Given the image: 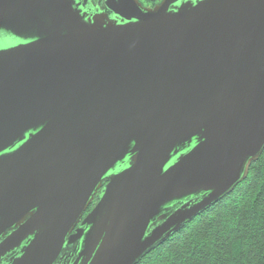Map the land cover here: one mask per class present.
<instances>
[{"label": "water", "instance_id": "95a60500", "mask_svg": "<svg viewBox=\"0 0 264 264\" xmlns=\"http://www.w3.org/2000/svg\"><path fill=\"white\" fill-rule=\"evenodd\" d=\"M105 7L0 0V264H137L264 150V0Z\"/></svg>", "mask_w": 264, "mask_h": 264}, {"label": "trees", "instance_id": "16d2710c", "mask_svg": "<svg viewBox=\"0 0 264 264\" xmlns=\"http://www.w3.org/2000/svg\"><path fill=\"white\" fill-rule=\"evenodd\" d=\"M137 264H264V150L231 193Z\"/></svg>", "mask_w": 264, "mask_h": 264}, {"label": "flooded vegetation", "instance_id": "af4514ba", "mask_svg": "<svg viewBox=\"0 0 264 264\" xmlns=\"http://www.w3.org/2000/svg\"><path fill=\"white\" fill-rule=\"evenodd\" d=\"M89 7L91 8L90 12L92 11H102L107 12L111 17L113 16L105 7V0H87ZM164 0H135L137 4L141 6L143 9H153L155 6L160 5ZM106 182H103L105 185ZM99 200V190L95 194L92 203L88 206L87 210L84 212L83 217L86 216L91 209L93 208L94 204H96ZM8 232L6 235H8ZM76 243L69 248L63 249L59 258L56 260L54 264H74Z\"/></svg>", "mask_w": 264, "mask_h": 264}]
</instances>
